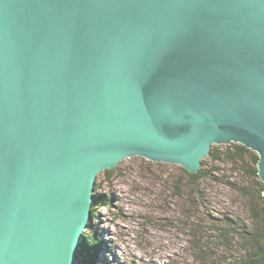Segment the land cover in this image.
I'll return each instance as SVG.
<instances>
[{
	"label": "water",
	"instance_id": "1",
	"mask_svg": "<svg viewBox=\"0 0 264 264\" xmlns=\"http://www.w3.org/2000/svg\"><path fill=\"white\" fill-rule=\"evenodd\" d=\"M231 143L264 183V0H0V264H86L99 174Z\"/></svg>",
	"mask_w": 264,
	"mask_h": 264
},
{
	"label": "rangeland",
	"instance_id": "2",
	"mask_svg": "<svg viewBox=\"0 0 264 264\" xmlns=\"http://www.w3.org/2000/svg\"><path fill=\"white\" fill-rule=\"evenodd\" d=\"M216 148L222 150L221 145ZM244 162L240 174L230 171L231 162L215 163L210 177L199 183L205 205L213 210L208 215L193 210L192 185L183 179L178 165L133 157L111 170L110 177L99 174L97 192L108 206L95 207L91 232L100 243L95 245L99 251L91 264H227L241 257L243 247L250 246L247 240L240 235L226 245L213 229H219L222 217L251 221L250 204L262 210L259 156L257 177L248 171L250 156Z\"/></svg>",
	"mask_w": 264,
	"mask_h": 264
},
{
	"label": "trees",
	"instance_id": "3",
	"mask_svg": "<svg viewBox=\"0 0 264 264\" xmlns=\"http://www.w3.org/2000/svg\"><path fill=\"white\" fill-rule=\"evenodd\" d=\"M254 154L255 152L250 151L240 144H230V146H222V150H219L218 148H216V146H213L210 155L207 158L209 164H207L208 162L206 163V161L202 162V166L205 167L204 169L200 168V170L195 174H189L187 171L180 169L183 173V179L185 177L187 181L190 182L189 184L192 185V192H194L192 206L196 214L199 213V210L202 211L201 214H203L204 211L207 213V215L210 213V211H213L211 208L205 205L204 200L206 199V197L204 191L199 189L198 186L201 181H206L210 177L213 170L216 169L215 167L211 169V166H213L215 163H222L223 161H226V163L231 162L232 168L230 171L232 173L234 172L235 174H240L241 170L244 169V161H246L247 157L250 156L252 169L248 171H251V173L255 177H257L258 156L256 155L255 157ZM102 173L110 177L113 172L111 170H106ZM232 173L230 174L232 175ZM180 179L181 177L178 180V185L180 183ZM94 191L96 194L94 204L95 207L101 204L108 206V203L105 202L104 196L100 194V196L98 195L97 184H95ZM261 192L262 191H260L258 195L260 199ZM261 200L263 207L260 212L259 209L254 205H249V218L251 221H244L233 216L232 218H228V216L222 217V225L219 227V229H213L218 234H220V237L222 238L221 240L226 245L233 242L235 239L241 238L240 235H242L244 239L247 240L246 243L250 245L249 247H247L246 245L243 247L244 254L241 257L234 261L228 262L227 264H264V201L263 199ZM95 207L93 208L92 216L94 214H97ZM207 215H205L206 218H208ZM89 225L88 229L90 231L83 236L82 242L80 243L83 247H81V256L79 257L86 258L89 256L91 260L93 259L95 261L97 252L99 251L95 247V245L99 244L100 242L97 239V234L91 232V228ZM235 225L237 227L239 226L238 229L235 228ZM92 252L93 258H91ZM85 263L89 264L90 262L85 260Z\"/></svg>",
	"mask_w": 264,
	"mask_h": 264
},
{
	"label": "bare ground",
	"instance_id": "4",
	"mask_svg": "<svg viewBox=\"0 0 264 264\" xmlns=\"http://www.w3.org/2000/svg\"><path fill=\"white\" fill-rule=\"evenodd\" d=\"M231 144H233V143H231ZM235 144V143H234ZM229 145V144H228ZM227 144H225V145H223V144H221V146H228ZM214 146V145H213ZM212 146V147H213ZM216 146H218V145H216ZM212 147H211V149H212ZM248 149V148H247ZM210 152H211V150H210ZM206 159V158H205ZM205 159H203L202 161H201V163L205 160ZM157 163V162H156ZM168 164V163H167ZM174 165H178V164H174ZM178 166H180L181 167V165H178ZM182 168V167H181ZM183 169V168H182ZM184 170V169H183ZM98 177V176H97ZM97 179V178H96ZM189 202V201H188ZM94 216H92L91 217V219L93 220L94 218H93ZM82 239H83V237H82ZM82 239L80 240V243L82 242ZM79 243V249L81 250V247H83V246H81V244ZM88 253V252H87ZM86 253V254H87ZM81 257H79V254H78V259H79V261H81L82 259H80ZM86 258H90L89 256L88 257H86ZM91 258H93V252H92V257ZM91 260V259H90ZM90 260H87V261H89L90 263L89 264H91V261ZM93 260V259H92ZM100 261H102V260H100Z\"/></svg>",
	"mask_w": 264,
	"mask_h": 264
}]
</instances>
